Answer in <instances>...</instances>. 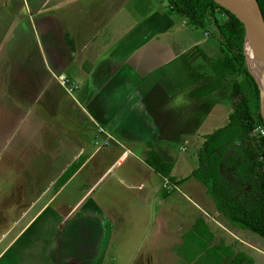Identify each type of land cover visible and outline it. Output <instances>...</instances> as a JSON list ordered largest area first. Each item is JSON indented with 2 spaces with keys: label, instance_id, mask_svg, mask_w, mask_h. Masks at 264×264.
I'll use <instances>...</instances> for the list:
<instances>
[{
  "label": "crops",
  "instance_id": "obj_1",
  "mask_svg": "<svg viewBox=\"0 0 264 264\" xmlns=\"http://www.w3.org/2000/svg\"><path fill=\"white\" fill-rule=\"evenodd\" d=\"M48 1H40L36 12L41 17ZM74 1L79 14H91L92 21L76 20L70 38L61 35L70 44L64 42L56 51L44 48L35 26L13 24V18L32 13V0L23 1L26 9L0 14L6 19L0 20V128L13 126L12 177L49 176L46 170L57 166L56 173L42 178L51 187L68 167L80 164L56 192V199L63 195L56 208L64 211L46 215L36 235L24 236L25 228L21 230L0 253V264H28L30 256L43 254L41 239L60 245L62 235L63 240L77 238L87 225L92 243L84 257L93 258L92 264H103L111 251L128 247L133 239L140 241L139 255L147 240L153 242L142 254L147 258L133 264H161L166 256H173L170 264H264V244L216 211L204 187L191 177L197 166L186 173L181 167L182 145L204 144L205 136L226 124L220 114L211 117L231 100L227 86L199 100L187 97L213 75L210 64L218 57L206 33L201 36L162 0ZM95 21L101 24L96 36V27H90ZM66 50L74 63H66ZM202 65L204 70L192 72ZM62 78L68 80L65 87ZM210 119L211 125L222 122L209 127L212 133L201 134L203 141L194 139ZM101 137L100 154L95 147ZM150 151L172 166L168 177L145 164ZM87 166L85 177L94 178L90 187L78 199L74 188L64 194ZM104 181L101 195L92 198ZM178 197L194 210L188 219L178 213ZM76 213L80 218L68 221ZM145 214L150 224L137 234Z\"/></svg>",
  "mask_w": 264,
  "mask_h": 264
},
{
  "label": "trees",
  "instance_id": "obj_2",
  "mask_svg": "<svg viewBox=\"0 0 264 264\" xmlns=\"http://www.w3.org/2000/svg\"><path fill=\"white\" fill-rule=\"evenodd\" d=\"M162 2L171 13L184 18L188 26L203 31L215 28L220 38V56L210 64L213 75L188 92V99L204 98L233 78L228 123L205 136L191 177L204 187L216 211L231 226L250 230L264 239V140L260 133L264 131V119L257 85L245 62L244 26L211 0ZM257 2L264 17V0ZM204 68L196 66L192 72L196 74ZM144 162L161 177L169 176L172 166L157 153L147 152ZM79 167V163L68 167L56 185L63 186Z\"/></svg>",
  "mask_w": 264,
  "mask_h": 264
},
{
  "label": "rangeland",
  "instance_id": "obj_3",
  "mask_svg": "<svg viewBox=\"0 0 264 264\" xmlns=\"http://www.w3.org/2000/svg\"><path fill=\"white\" fill-rule=\"evenodd\" d=\"M9 1H11L12 4L8 3ZM23 1L25 0H0V14L2 13V11H6L7 9H26L24 7ZM40 1L41 0H32V13H24L15 20L13 18V24L25 23L27 25L35 26L37 28L35 29L36 35L38 36V39L43 43V46L46 50L49 48L50 51H56L57 48L61 47L62 43L68 42L70 44L69 38L71 32L75 29L76 25L74 26V24L76 20L80 19L83 22L85 21L86 24L92 21L91 14H79V12L81 11L79 10V3H75L74 0H49L48 5L45 7V15L41 17L40 14L42 13L36 12L41 11L39 7L41 5ZM6 3L8 4L6 5ZM82 5L83 7L87 6V4ZM74 6H77L76 10H74ZM48 8H51L52 10H49ZM0 20L4 21L6 19L0 17ZM4 24L6 23L4 22ZM83 25L84 24H78V27ZM100 26L101 24L96 21L94 22L93 26H90L96 27L95 32H93L95 36L96 32L99 31L98 27ZM64 33H67L69 38L66 36L65 39H61V35H63ZM205 33L207 38H209L211 41L209 42V45L214 47L216 56L219 57L220 54L218 44L220 42V38H218L215 28H211V30L209 31L200 30L201 36L205 35ZM97 40H99V38H97ZM72 44L73 43H71V46ZM66 46H68V44ZM69 53L70 52L66 50V63L72 64L74 63V60L73 58H68ZM229 80L230 81L226 83V86L228 87V90L231 91V80H233V78H230ZM230 105L231 100H229L228 105L225 106L224 109L218 108L219 113L215 112L211 119H217V116L220 114V116L222 115L226 117L225 123L227 124L228 115L230 113ZM211 119L207 120V123L203 126V129L199 131L197 135H195L194 139L200 138L201 134H203L205 131H207V133L208 131L212 133V131L214 130H211L209 127L219 125L222 122L220 121L214 125H211ZM226 124H220L218 128H222ZM8 135H10L8 141L4 143L3 139L5 136ZM11 136H13V126L0 128V253L5 252L9 248L11 243H13V239L16 238L19 232H21V230H23L24 228L26 231L24 236L36 235V230H39L40 227H43L41 225V222L43 219H47L46 215H48L54 210L58 214H61L64 211L56 208L60 201H62V199L60 198L63 197L62 195L61 197H58L56 199L55 195L58 190V185L49 187L47 182L42 179L44 177H50L51 175H53V173H56L57 166L50 170H46L49 172V176H42L40 178H37L34 175H26L27 177H12V175L16 173L12 170L13 138H11ZM262 138L264 140V134ZM199 140L203 141V138H200ZM102 145L103 138L101 137L100 139H98V146L95 147L98 148L100 154L103 153V150L100 149ZM202 145L203 144L201 142L197 145H194L193 143H189L188 145H182V147L186 149L185 152H180V157L182 160L181 167L184 169V173H186L185 170L188 171L197 166L198 160L194 156V153L197 149L201 150L203 147ZM35 163L38 165L41 164V162L39 161H36ZM88 169L89 167L87 166V168L82 174V177H79L75 181L74 185L72 184L70 187H68L64 194H70L72 188H74L75 193L73 198L78 199L84 193V191L90 187L94 178L85 177L88 173ZM105 185L106 181H104L93 193L92 198L100 196ZM52 198L53 200L50 201V199ZM48 201L50 202L48 203ZM176 202L178 207V213L179 211L184 213L186 215L185 219H188V215L193 213L194 210L190 207L188 203L182 201L179 197L177 198ZM47 203L48 206L42 212L41 216L39 212L41 211L42 207ZM191 203L197 204V202L193 198H191ZM189 209L191 210L190 212H188ZM102 210L105 211V208L102 207ZM77 215L78 214L76 213L73 216H70L68 221L79 219L80 217H78ZM130 217H132V214H130ZM143 218V222H141V224L139 225V230L137 231V234H139L142 229H148V226L150 224L148 220L149 218L146 214ZM245 231L246 233L252 235L257 242H259L260 244H264V239H262L256 234H253V232H251L250 230L245 229ZM184 233L188 234L187 229L184 230ZM91 234L92 232L90 230V227L87 225L76 234L78 236L77 238L71 237V239L63 240L65 235H62L60 245L57 240L43 241L41 239L38 244L43 243V254L41 256H36V254L30 256V260L28 259V264H92L93 258H89V256L84 257L85 254L88 253V251H85V248H88L92 243L90 240ZM80 235H88V237H82ZM72 236H74V234ZM138 243H140V241L136 239L131 240L128 247H120L119 251H111L110 253V255H112L113 253L119 252L120 256L112 257L109 255L108 257H106V259L103 258V262L105 264H133L138 263L140 259H146L147 257L142 256V254H146L149 252V248H152L153 242L147 240L146 247L142 249L143 251L141 250L142 252L140 255L135 254L137 253L136 248L138 247ZM19 248L21 247L17 246V249ZM188 255H191V253L189 252ZM13 259L18 260L19 257L12 258V261ZM111 259H114L115 262L110 263ZM158 259L159 258H157L156 260ZM172 260L173 256H166L162 257L160 261L161 264H170ZM3 263L9 264V262L5 260L3 261ZM174 264H177V262Z\"/></svg>",
  "mask_w": 264,
  "mask_h": 264
},
{
  "label": "water",
  "instance_id": "obj_4",
  "mask_svg": "<svg viewBox=\"0 0 264 264\" xmlns=\"http://www.w3.org/2000/svg\"><path fill=\"white\" fill-rule=\"evenodd\" d=\"M211 1L222 7L224 10L228 11L229 13L235 15L244 26L245 44H243V52L245 56V62L249 73L251 74L254 82L257 85L260 97V110L262 115V104L264 100V17L260 5H258L257 0H246V10L245 12H242L237 9L236 6L232 5V2L231 4H228L224 2L225 0ZM234 3L237 5L240 4L241 6L243 5L242 1L240 0L234 1ZM248 49H250L251 52H249ZM252 56H254L260 71L253 64Z\"/></svg>",
  "mask_w": 264,
  "mask_h": 264
},
{
  "label": "bare ground",
  "instance_id": "obj_5",
  "mask_svg": "<svg viewBox=\"0 0 264 264\" xmlns=\"http://www.w3.org/2000/svg\"><path fill=\"white\" fill-rule=\"evenodd\" d=\"M234 1H238V0H234ZM234 1L233 0H225L224 2H226V3H228V4H231V2H232V5H234V6H236L237 7V9H239L240 11H242V12H245V10H246V6H245V4H246V0H240V1H242V3H243V5L241 6L240 4H235L234 3ZM234 3V4H233ZM248 47V46H247ZM248 51L249 52H251V50L250 49H248ZM251 54V53H250ZM248 55H249V53H248ZM252 55V54H251ZM252 61H253V64L258 68V70L260 71V69H259V67H258V65H257V63H256V61H255V58H254V56H252ZM262 115H263V117H264V100H263V104H262Z\"/></svg>",
  "mask_w": 264,
  "mask_h": 264
},
{
  "label": "built area",
  "instance_id": "obj_6",
  "mask_svg": "<svg viewBox=\"0 0 264 264\" xmlns=\"http://www.w3.org/2000/svg\"><path fill=\"white\" fill-rule=\"evenodd\" d=\"M67 83H68V80H66L65 78L60 79V85L61 86H64L65 87L67 85ZM260 133L263 136L264 131L263 130H260Z\"/></svg>",
  "mask_w": 264,
  "mask_h": 264
}]
</instances>
